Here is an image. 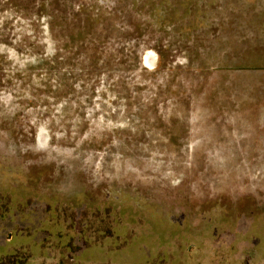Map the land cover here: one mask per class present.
Segmentation results:
<instances>
[{
  "label": "rangeland",
  "instance_id": "rangeland-1",
  "mask_svg": "<svg viewBox=\"0 0 264 264\" xmlns=\"http://www.w3.org/2000/svg\"><path fill=\"white\" fill-rule=\"evenodd\" d=\"M0 264H264V0H0Z\"/></svg>",
  "mask_w": 264,
  "mask_h": 264
}]
</instances>
